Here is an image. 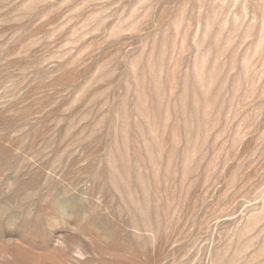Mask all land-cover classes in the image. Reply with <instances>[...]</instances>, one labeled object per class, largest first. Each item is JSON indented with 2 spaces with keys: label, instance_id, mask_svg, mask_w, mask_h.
Wrapping results in <instances>:
<instances>
[{
  "label": "rangeland",
  "instance_id": "rangeland-1",
  "mask_svg": "<svg viewBox=\"0 0 264 264\" xmlns=\"http://www.w3.org/2000/svg\"><path fill=\"white\" fill-rule=\"evenodd\" d=\"M0 264H264V0H0Z\"/></svg>",
  "mask_w": 264,
  "mask_h": 264
}]
</instances>
